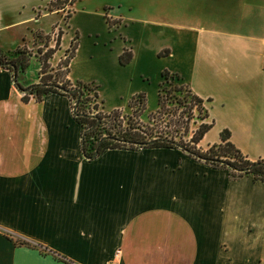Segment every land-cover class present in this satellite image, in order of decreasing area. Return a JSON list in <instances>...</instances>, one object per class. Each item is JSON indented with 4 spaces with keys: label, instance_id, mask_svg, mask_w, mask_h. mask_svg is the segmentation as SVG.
<instances>
[{
    "label": "crops",
    "instance_id": "0c3cea01",
    "mask_svg": "<svg viewBox=\"0 0 264 264\" xmlns=\"http://www.w3.org/2000/svg\"><path fill=\"white\" fill-rule=\"evenodd\" d=\"M27 1L0 0V48L24 46L36 58L34 46L40 41L35 35L50 34L52 45L54 29L60 28L59 45L49 57L55 66L76 31L66 78L95 84L98 109L113 108L103 107L100 85L93 78L86 81L84 70L73 67L82 26H60L55 16L62 17V9L34 7ZM182 3L185 16L200 20L187 28L189 33L171 34L179 39L168 46L148 42L145 33L147 47L137 46L136 34L119 31L131 51L124 64L118 62L123 46L114 47L113 37L107 42L101 38L103 48L95 50L102 55L95 62L97 70L114 69L109 83L125 93L123 109L133 93L143 92L144 74L142 68L136 76L117 69L115 60L119 68L159 54L177 57L182 63L160 64L156 71L178 73L203 99L205 119L212 123L196 146L204 149L227 129L247 158L264 157V0ZM224 13L231 22L223 23ZM46 17L53 20L45 27ZM84 20L90 26V19ZM35 81L37 76L23 85ZM79 138L80 125L65 94L47 92L38 101L31 95L22 100L10 71L0 67V264H68L36 248L15 245L5 232L76 264H106L117 248V264H264L263 181L245 173L230 177L224 168L176 147L105 148L86 158Z\"/></svg>",
    "mask_w": 264,
    "mask_h": 264
},
{
    "label": "trees",
    "instance_id": "16d2710c",
    "mask_svg": "<svg viewBox=\"0 0 264 264\" xmlns=\"http://www.w3.org/2000/svg\"><path fill=\"white\" fill-rule=\"evenodd\" d=\"M73 1L49 0L47 8L64 10L65 6H70ZM66 12L64 15L67 17L69 9ZM104 18L108 27L118 21L109 20L105 13ZM60 34L61 29L57 28L52 45L48 44L47 34L37 33L35 35L39 38L40 44L35 47L33 54L39 62V68L37 81L28 84L29 87L22 83L23 72L31 55L29 49L24 46H15L11 50L0 48V67L10 71L12 83L21 91L22 100H27L31 95L34 100L38 101L47 92H59L68 97L72 117L80 125L79 149L84 157L92 158L105 148L176 147L196 160H201L212 167L224 168L230 177L245 173L264 182V157L254 160L247 158L231 142L227 129H221L218 141L208 144L204 149L196 146L212 122L205 119L207 112L203 99L192 92L188 84L174 71L162 68L159 72L156 108L148 114L149 122H142L139 119L145 101L144 93L141 91L133 93L127 99L126 107L130 112L126 116L118 107L92 113L87 109L86 101L91 95L97 98L96 85L79 80L70 82L66 78L68 62L77 44L76 31L72 34L64 55L56 65L51 66L49 63V57L59 45ZM166 50L163 49L159 53ZM130 57L129 47H123L118 54V62L124 64ZM57 86L65 87L69 91H62ZM26 87L28 88L25 89ZM75 101V109H72ZM100 102H102L101 99ZM192 110H195L194 116L199 121L188 133L189 120L193 116ZM160 122L163 124L160 125ZM186 134H188L187 139L182 138ZM95 148L97 152L94 154ZM5 234L13 240L15 245L24 244L36 248L40 253H49L57 260L76 264L66 256L37 242L19 238L8 232Z\"/></svg>",
    "mask_w": 264,
    "mask_h": 264
},
{
    "label": "rangeland",
    "instance_id": "374dc122",
    "mask_svg": "<svg viewBox=\"0 0 264 264\" xmlns=\"http://www.w3.org/2000/svg\"><path fill=\"white\" fill-rule=\"evenodd\" d=\"M48 1L49 0H28L27 3L31 2V5L34 7L37 5L39 8H46ZM182 2L183 0H74L70 6H65V9L60 12L62 17H59L58 15L55 16L58 23L60 22V26H64V22L68 24L76 23L82 26L83 29H81V31L78 30V43L80 46L78 55L74 58L73 67L78 71L84 70L83 72L85 73H83V75L86 81H89L90 78H93V80L100 85V91L103 95L102 99L104 100V108L108 109L110 106L114 105V107L121 108V112L123 114L125 113L124 116L130 112L128 107L122 109V107L125 106V93H119L121 91L120 87H116L114 84L109 83L115 78L114 69H111V67H105L103 70L99 71L96 68L97 66L95 65V62L99 61L98 58L102 57L101 54L95 53L96 49H100L101 47L103 48V45H101V38H105V42H107L108 39H112L113 37L112 45L114 47H127L126 45L128 44L126 41L118 36L119 31H127L129 33L136 34L137 39L135 40L137 46L147 45L148 47L146 39L144 42V34L146 33L148 42L155 44H164V42H166L168 46L170 45L171 41L179 39L172 38L171 34L176 33L182 34L184 36L185 32L189 33L187 32V28H190L191 25L195 27L199 25L200 22V20L195 18L194 15L191 17L185 16L184 5ZM68 9L69 15L71 13L69 18H67L69 15L67 17L64 15L67 13L66 10ZM104 13L115 17L120 16L122 17V20L116 21L108 27L106 24L104 25L102 23V21L105 20V18L102 17ZM112 16H109L111 18L108 17V19L114 20L112 19ZM227 16L228 15L226 13L221 16L223 23L228 21L231 22V20H228L229 17ZM137 17H141L142 20H144V17L146 20L141 22V20L137 19ZM84 19H90V26H85ZM157 19H159L160 22H157ZM51 20H53V18L46 17L43 21V26H48V23ZM137 20H140V22H135ZM86 29L90 30L92 33L85 31ZM56 32L57 28L54 29L52 34L53 38ZM47 35L50 36V34ZM36 40H39V38L37 37ZM96 41L99 42L95 43ZM192 41V38L188 40L189 43L191 42V45ZM189 43L188 45L190 46ZM183 48L184 46L182 44V51ZM178 49L179 43L177 42L174 50L177 51ZM88 52H91V56L89 57L86 56ZM174 62L182 63V61L177 57L166 58L160 54L159 56H155V58H150L147 62H142L135 59L133 64L119 68L118 66L120 65H118L117 61L115 60V67L117 69H127V71L132 72L134 76H136L137 70L139 68H142L143 70L142 72L144 74V80L142 81V84L145 101L144 108L139 115V119L142 122H149L148 114L153 112L156 108L157 84L159 76L156 69L158 65H172ZM83 63H86L88 66L83 67ZM37 74L38 60L34 57H29L27 66L23 72L22 83H24L25 80H33ZM169 105H172V103H169ZM96 106L98 109L99 106L97 104ZM192 111L193 116L189 120L188 133H190V130L194 129L199 121V119L194 116L195 110ZM159 124L162 125L163 122H160ZM187 137L188 134L184 135L182 138L187 139Z\"/></svg>",
    "mask_w": 264,
    "mask_h": 264
},
{
    "label": "built area",
    "instance_id": "2783aa9c",
    "mask_svg": "<svg viewBox=\"0 0 264 264\" xmlns=\"http://www.w3.org/2000/svg\"><path fill=\"white\" fill-rule=\"evenodd\" d=\"M96 104L98 105V100L96 98H94L92 95H91L90 99H88L86 101V107L92 113L99 110V109H97ZM118 254H119V249L117 248V249L114 250L112 258L109 261H107V264H117L116 257L118 256Z\"/></svg>",
    "mask_w": 264,
    "mask_h": 264
},
{
    "label": "water",
    "instance_id": "95a60500",
    "mask_svg": "<svg viewBox=\"0 0 264 264\" xmlns=\"http://www.w3.org/2000/svg\"><path fill=\"white\" fill-rule=\"evenodd\" d=\"M30 85H28L29 87ZM28 87H26L25 89H27ZM58 89L62 90V91H65V92H68L69 89L65 88V87H62V86H57ZM75 104H76V101L73 103V106H72V109H75ZM97 152V148L94 149V154Z\"/></svg>",
    "mask_w": 264,
    "mask_h": 264
}]
</instances>
